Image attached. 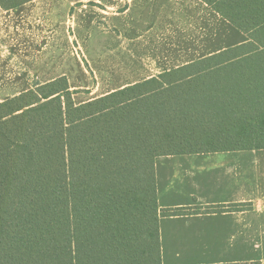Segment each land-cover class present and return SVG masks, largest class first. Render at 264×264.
Wrapping results in <instances>:
<instances>
[{"label": "trees", "instance_id": "obj_1", "mask_svg": "<svg viewBox=\"0 0 264 264\" xmlns=\"http://www.w3.org/2000/svg\"><path fill=\"white\" fill-rule=\"evenodd\" d=\"M203 1L249 39L83 103L67 76L0 101V264H163L189 208L159 206L156 157L264 148V0Z\"/></svg>", "mask_w": 264, "mask_h": 264}, {"label": "rangeland", "instance_id": "obj_2", "mask_svg": "<svg viewBox=\"0 0 264 264\" xmlns=\"http://www.w3.org/2000/svg\"><path fill=\"white\" fill-rule=\"evenodd\" d=\"M134 3L32 0L9 10L0 5V101L66 75L81 103L205 55L221 45L218 37L224 45L248 38L210 13L201 19V30H190L184 6L195 7L194 0H179L178 8L157 17L137 14V25H128L126 10Z\"/></svg>", "mask_w": 264, "mask_h": 264}, {"label": "crops", "instance_id": "obj_3", "mask_svg": "<svg viewBox=\"0 0 264 264\" xmlns=\"http://www.w3.org/2000/svg\"><path fill=\"white\" fill-rule=\"evenodd\" d=\"M134 1L126 10L128 25H133V20L137 25V14L157 17L168 7L178 8L175 5L179 0ZM165 1L167 5H163ZM194 3L195 7L191 4L184 6L191 16L190 30H201V19L205 20L209 13L235 27L205 1L194 0ZM248 39L224 45L222 37H218L216 43L221 45L215 50L159 70L157 74H148L122 87L198 61ZM134 46L136 51L140 50L137 49L138 42ZM148 54L153 56L152 51ZM155 174L159 206L189 208L186 214L160 219L163 264H264V148L160 155L155 159ZM234 204L245 206L240 210L211 209L213 206Z\"/></svg>", "mask_w": 264, "mask_h": 264}]
</instances>
